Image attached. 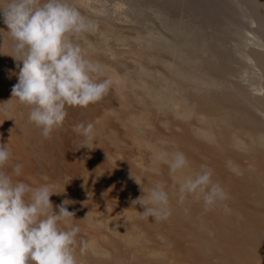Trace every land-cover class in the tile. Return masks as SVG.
I'll use <instances>...</instances> for the list:
<instances>
[{"label":"bare ground","instance_id":"1","mask_svg":"<svg viewBox=\"0 0 264 264\" xmlns=\"http://www.w3.org/2000/svg\"><path fill=\"white\" fill-rule=\"evenodd\" d=\"M75 3L99 25L81 44L114 80L113 101L69 107L44 139L28 107L2 105L19 69L0 12V143L24 166L14 179L50 185L57 213L71 201L78 239L89 242L79 264H264V0ZM89 122L90 149L74 130ZM161 150L184 152L185 174L208 164L232 214L173 196L167 221L139 218L136 180L146 190L174 184L154 160Z\"/></svg>","mask_w":264,"mask_h":264},{"label":"clouds","instance_id":"2","mask_svg":"<svg viewBox=\"0 0 264 264\" xmlns=\"http://www.w3.org/2000/svg\"><path fill=\"white\" fill-rule=\"evenodd\" d=\"M0 12L12 41L10 56L19 69L12 99L2 105L28 107V121L44 139H51L63 127L69 107L94 105L114 85L105 66L91 59L81 44L99 25L81 12L75 0H3ZM74 130L90 149L97 135L94 124L79 123ZM13 159L9 143H0V264H79L78 256L86 252L89 242L78 239L81 228L74 223L76 214L67 210L71 201L55 206L57 213L50 197L60 193L48 184L33 187L14 179L23 174L24 166L13 164ZM154 160L167 165L174 184L169 189L160 180L146 190L134 178L142 195L131 201V209H143L137 211L139 218L167 221L173 196L180 206L195 202L204 213L220 208L225 215L232 214L229 193L214 180L208 164L185 174L190 161L182 151L161 150Z\"/></svg>","mask_w":264,"mask_h":264},{"label":"rangeland","instance_id":"3","mask_svg":"<svg viewBox=\"0 0 264 264\" xmlns=\"http://www.w3.org/2000/svg\"><path fill=\"white\" fill-rule=\"evenodd\" d=\"M111 1V0H110ZM107 100H111V101H113V99H112V96H111V93L109 94H107L101 101H99L98 103H100V102H105V101H107ZM98 103H96V104H94V105H89V107H91V108H93L94 106H96ZM90 109V108H89Z\"/></svg>","mask_w":264,"mask_h":264}]
</instances>
